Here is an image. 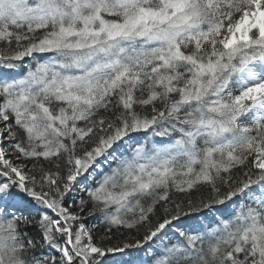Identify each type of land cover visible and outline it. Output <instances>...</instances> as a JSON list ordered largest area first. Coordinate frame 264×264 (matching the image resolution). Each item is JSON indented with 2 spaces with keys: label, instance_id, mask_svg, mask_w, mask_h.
I'll list each match as a JSON object with an SVG mask.
<instances>
[{
  "label": "snow or ice",
  "instance_id": "obj_1",
  "mask_svg": "<svg viewBox=\"0 0 264 264\" xmlns=\"http://www.w3.org/2000/svg\"><path fill=\"white\" fill-rule=\"evenodd\" d=\"M0 264H264V0H0Z\"/></svg>",
  "mask_w": 264,
  "mask_h": 264
}]
</instances>
